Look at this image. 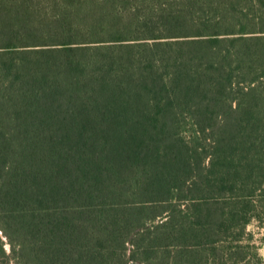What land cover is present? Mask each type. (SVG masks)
Listing matches in <instances>:
<instances>
[{
  "label": "trees",
  "instance_id": "trees-1",
  "mask_svg": "<svg viewBox=\"0 0 264 264\" xmlns=\"http://www.w3.org/2000/svg\"><path fill=\"white\" fill-rule=\"evenodd\" d=\"M251 225L264 0H0V264H264Z\"/></svg>",
  "mask_w": 264,
  "mask_h": 264
},
{
  "label": "rangeland",
  "instance_id": "rangeland-1",
  "mask_svg": "<svg viewBox=\"0 0 264 264\" xmlns=\"http://www.w3.org/2000/svg\"><path fill=\"white\" fill-rule=\"evenodd\" d=\"M249 229H251L254 232V242L257 244L262 243L259 247L258 252L264 258V228L258 229L256 226L251 225L249 226Z\"/></svg>",
  "mask_w": 264,
  "mask_h": 264
}]
</instances>
